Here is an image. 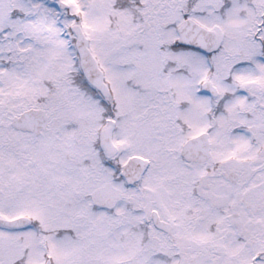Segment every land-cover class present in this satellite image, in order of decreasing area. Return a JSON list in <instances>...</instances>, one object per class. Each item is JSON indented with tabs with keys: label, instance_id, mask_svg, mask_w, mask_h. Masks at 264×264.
Listing matches in <instances>:
<instances>
[{
	"label": "snow or ice",
	"instance_id": "1",
	"mask_svg": "<svg viewBox=\"0 0 264 264\" xmlns=\"http://www.w3.org/2000/svg\"><path fill=\"white\" fill-rule=\"evenodd\" d=\"M0 264H264V0H0Z\"/></svg>",
	"mask_w": 264,
	"mask_h": 264
}]
</instances>
